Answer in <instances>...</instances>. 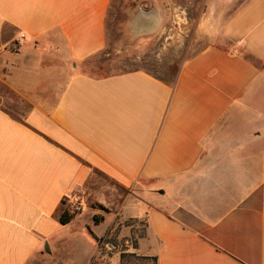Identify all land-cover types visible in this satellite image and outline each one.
<instances>
[{
  "label": "crops",
  "instance_id": "0c3cea01",
  "mask_svg": "<svg viewBox=\"0 0 264 264\" xmlns=\"http://www.w3.org/2000/svg\"><path fill=\"white\" fill-rule=\"evenodd\" d=\"M119 3L0 0V84L27 105H0V264H118V214L155 264H264V0H133L134 38L195 22L174 82L86 71ZM95 172L130 201L63 224Z\"/></svg>",
  "mask_w": 264,
  "mask_h": 264
},
{
  "label": "rangeland",
  "instance_id": "374dc122",
  "mask_svg": "<svg viewBox=\"0 0 264 264\" xmlns=\"http://www.w3.org/2000/svg\"><path fill=\"white\" fill-rule=\"evenodd\" d=\"M132 2L133 0H120L118 12L114 14L112 24L108 26V48L106 54L101 56L103 61H100L99 57L95 58L94 62L87 65L86 71L107 74L141 68L168 82H174L181 64L192 57L202 45V41L195 36V22H181L179 27L173 21H168L160 32L149 37L134 38L128 27V10ZM0 105L17 116H22L27 109V105L4 83L0 84ZM92 179L97 183V188L87 194L85 204L81 205L82 209L76 216L89 214L91 206L96 207L95 214L104 217L110 215V211L118 214L121 206L130 201L131 188L123 187L98 172L94 173ZM122 216L117 215L116 223L120 225L113 237L106 235H109L106 241L114 242L120 252L118 264H155L150 258L128 251L130 246H138L136 234H143V227L132 229L135 234L130 237L123 235V227L126 226L124 224L132 225L133 219H125ZM106 222L104 226H108ZM107 230L110 233L111 229ZM126 239H129L128 243Z\"/></svg>",
  "mask_w": 264,
  "mask_h": 264
},
{
  "label": "trees",
  "instance_id": "16d2710c",
  "mask_svg": "<svg viewBox=\"0 0 264 264\" xmlns=\"http://www.w3.org/2000/svg\"><path fill=\"white\" fill-rule=\"evenodd\" d=\"M77 215V211H74L70 205H66L61 213V222L63 224H66L70 221H72ZM94 220L96 223H99L100 221L103 220V216L101 215H95Z\"/></svg>",
  "mask_w": 264,
  "mask_h": 264
},
{
  "label": "built area",
  "instance_id": "2783aa9c",
  "mask_svg": "<svg viewBox=\"0 0 264 264\" xmlns=\"http://www.w3.org/2000/svg\"><path fill=\"white\" fill-rule=\"evenodd\" d=\"M14 47V46H13ZM71 208L74 210V211H80L82 209L81 207V203H78V202H74L73 204H71Z\"/></svg>",
  "mask_w": 264,
  "mask_h": 264
}]
</instances>
